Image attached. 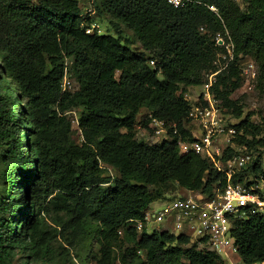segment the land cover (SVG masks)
I'll list each match as a JSON object with an SVG mask.
<instances>
[{
    "label": "trees",
    "instance_id": "obj_1",
    "mask_svg": "<svg viewBox=\"0 0 264 264\" xmlns=\"http://www.w3.org/2000/svg\"><path fill=\"white\" fill-rule=\"evenodd\" d=\"M243 1L244 7L234 0L183 6L167 0H0V264H22L19 252L49 264L52 239L66 235L70 251L91 226L101 264L113 263L124 238L130 244L122 248V264H225L206 245L191 244L188 234L139 232L134 224L122 237L120 229L159 199L175 197L166 196L174 188L209 196L223 188L226 176L213 161L179 147L180 140L195 138L187 88L217 71L223 46L212 35L220 30L231 36L234 60L218 73L213 96L240 119L233 125L235 141L264 147V123L252 113L243 116L244 106L231 98L242 80L241 54L253 56L264 72V0ZM84 2L94 14L85 13ZM97 10L118 30L120 23L130 28L142 49L93 27ZM66 71L77 89L63 90ZM74 108H80L81 143L69 140L65 112ZM153 118L164 121L169 139L136 137L138 125L149 128ZM235 151L228 146L222 158ZM260 153L233 181L264 198V190L251 188L264 182ZM103 163L117 174L104 175ZM47 198L67 213L54 227L45 226ZM233 235L244 263L262 264L264 211L244 208L234 217Z\"/></svg>",
    "mask_w": 264,
    "mask_h": 264
},
{
    "label": "rangeland",
    "instance_id": "obj_2",
    "mask_svg": "<svg viewBox=\"0 0 264 264\" xmlns=\"http://www.w3.org/2000/svg\"><path fill=\"white\" fill-rule=\"evenodd\" d=\"M238 5L241 7L245 6L243 0H234ZM86 2L81 4V6L85 5ZM85 7V8H84ZM216 8V7H215ZM86 6H83V10L85 11ZM217 10V8H216ZM94 14V13H93ZM111 16L108 13L103 11H98L94 15V26L98 27L101 32H110L113 34H120L123 38H130L132 41V46L138 50H141L140 42L135 38L133 35V31L128 28L125 24L120 23V30L113 27L110 23ZM205 31L206 29H202ZM227 33V35H226ZM212 39H215L218 45L223 46L222 50L218 51L216 54L215 63L217 65V71L207 72L204 75L203 83L200 85H193L187 88L186 98L189 100V103H200L203 102V92L205 91V83L209 81V78L212 79L213 83L218 79V73L221 70H224L229 67L231 62L234 60L233 54V42L231 40L230 34L227 32L220 30L212 35ZM238 65L241 69L242 80L240 85L237 89L233 91L231 94V98L236 100L238 104H242L244 106V115L247 113H252V118L256 122L264 123V72L262 71L261 65L259 62L251 55L241 54L238 58ZM9 78V75H6ZM162 77V75H160ZM66 81L67 84L65 85L66 89L75 90L79 87L76 78L71 75V73L66 71L62 83ZM61 83V84H62ZM212 83V84H213ZM211 95L213 96L212 89L209 88ZM218 107H219V114L218 116L221 117V122L223 123L226 130L230 127H233L234 124L239 122V118L235 117L232 114V108H227L222 105V101L217 99ZM24 103V101H20L19 105ZM217 106V104H216ZM146 111H141L138 115V119L141 120L144 116ZM80 113V108H74L65 112L67 117L71 120V130L69 132V140L81 143L83 141V134L78 126V114ZM192 123V122H190ZM22 126H25L22 125ZM192 126L195 128V135H200L201 127L196 121L192 123ZM167 131V129H166ZM235 135L229 136L227 132L219 134L217 139L215 140L216 146L219 148L220 152L222 153L228 146L233 144L234 148L239 151H246L250 155V161L248 165H251L255 159L257 158L259 152L260 159L258 160L261 164L262 170L264 171V147L258 146L255 148H247L244 145L238 144L235 141ZM264 137V133L261 134ZM136 137L138 139L145 140L150 143H160L166 138L169 139L170 137L164 133H156L155 124L150 123L149 128H144L142 125H138L136 131ZM104 166V175H114L117 174V171L112 168V166L107 164H102ZM254 175L249 174L248 179L252 180ZM244 186L245 184L242 183ZM4 186L3 179H0V187ZM251 188L259 187L260 190H264V182L260 180V182L252 185ZM246 187V186H245ZM189 192L183 188H174V190H170L167 192L166 196H178L177 194H188ZM20 197H23V192L19 193ZM173 198V197H172ZM49 198L43 204V215L45 217L46 227H54L57 226V220L61 217L66 216V209L58 210L54 205L50 202L48 203ZM162 205V201L159 199L157 202L156 207ZM135 221H127L125 225L121 226L120 232L121 236L123 237L126 232V228L129 226H134ZM148 229L150 232L157 227V230H161L162 224H148ZM139 232H141L139 230ZM97 233L95 232L93 226H91L87 230V235H85L74 247L70 248V251H67V236L63 234L57 235L54 239L51 240V258L49 264H101L99 262V244L97 241ZM197 243L198 247H204L203 244H200L197 239L193 238L191 244L193 242ZM130 242L124 238L122 241L117 242L115 247V254L116 257L112 264H122L120 261V254L123 252L124 247L129 245ZM141 255L144 253L141 252ZM224 259V258H223ZM17 260L19 263L24 264V261H27V264H40V261L34 259H27L24 257V253L19 252L17 255ZM225 264H244L239 253H235L232 255L231 260L225 257L224 259Z\"/></svg>",
    "mask_w": 264,
    "mask_h": 264
},
{
    "label": "built area",
    "instance_id": "obj_3",
    "mask_svg": "<svg viewBox=\"0 0 264 264\" xmlns=\"http://www.w3.org/2000/svg\"><path fill=\"white\" fill-rule=\"evenodd\" d=\"M88 1L90 4L93 2V0ZM167 1L174 6H183L195 0ZM211 8L216 10L213 5ZM85 13H94L92 5L86 6ZM150 63L155 64V61L151 60ZM212 83L210 78L205 83L203 102L190 104L189 117L192 123L197 121L200 125V135H195L196 132H194L195 138L180 140L179 147L181 153L195 152L213 161L215 167L226 176L223 188H218V192L214 196L189 192L162 200V205L158 207L156 204L159 201L154 202L146 210L143 218L135 220V226L138 231H142L146 227L150 232L148 224H162L161 230H167L174 234H188L197 239L200 244L206 245L210 250L220 254L222 258L226 257L231 260L232 255L238 253V245L233 235L234 217L246 207H249L252 212L264 211V198H261L258 193L252 192L241 182L233 181V177L247 167L250 155L246 151L235 149L234 154L223 159L225 150L221 153L216 146L215 140L219 134L227 132L229 136H233L236 133V128L233 126L226 130L221 122V117L218 116L217 98L212 96L209 90ZM66 84V81L61 84L63 90L66 89ZM152 123L155 124L156 133L166 132L167 134L164 121L153 118ZM231 146L234 147L233 144Z\"/></svg>",
    "mask_w": 264,
    "mask_h": 264
}]
</instances>
